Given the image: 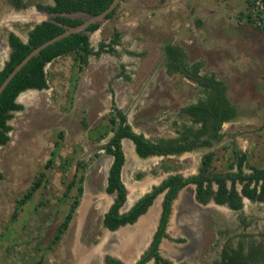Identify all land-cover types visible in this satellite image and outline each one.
I'll use <instances>...</instances> for the list:
<instances>
[{"label": "rangeland", "instance_id": "1", "mask_svg": "<svg viewBox=\"0 0 264 264\" xmlns=\"http://www.w3.org/2000/svg\"><path fill=\"white\" fill-rule=\"evenodd\" d=\"M11 1L0 0V70L11 54V33L27 40L37 24L54 18L37 7L53 5L54 0H17L25 5L20 9ZM251 1L252 5L249 0H126L111 20L89 33L95 51L116 32L121 33L114 52L91 56L82 70L74 56L59 58L46 67L49 89L19 96L17 102L24 110L13 113L10 141L0 146V264H78L82 250L95 248L108 234L103 219L116 197L106 193L114 160L105 150L109 138L97 139L108 123L105 117L113 110H122L133 129L154 142L178 138L192 125L181 109L195 103L202 90L180 73L168 71V45L183 48L189 64H202L201 75L223 83L236 115L224 123L221 138L211 147L182 155L144 159L131 141L124 140L128 152L124 149L122 180L128 199L122 212L171 175L200 174L207 153L216 156L215 173L237 171L230 168L234 150L246 154V174L252 168L264 169V31L260 28L264 26V2L260 9L257 0ZM250 14L254 23L247 22ZM70 17L89 18L81 13ZM79 162L88 164L84 195L67 231L56 242L77 195L76 188L68 193L67 187ZM42 173L46 178L40 189L20 205ZM163 200L164 196L156 201L152 237ZM181 201L186 203L180 210V224L172 231L170 222L168 234L172 240L185 242L165 240L161 246L165 259L215 264L226 250L264 248V202L245 199L240 211L213 201L205 205L196 199V186L189 185L174 202L172 217ZM182 249L189 253L181 255ZM109 255L103 254L104 258Z\"/></svg>", "mask_w": 264, "mask_h": 264}, {"label": "trees", "instance_id": "2", "mask_svg": "<svg viewBox=\"0 0 264 264\" xmlns=\"http://www.w3.org/2000/svg\"><path fill=\"white\" fill-rule=\"evenodd\" d=\"M114 0H54L53 5H37L39 9L46 10L54 15L49 21L37 24L29 33L28 42L25 43L20 37L11 33L9 43L11 54L5 67L0 72V86L14 71V69L36 48L53 38L63 34L67 28L77 27L84 23V19L73 18L70 15L81 13L87 16H96L106 11ZM126 0H122L124 2ZM17 8H24L25 5L17 0L11 1ZM252 5V1L249 0ZM120 5L108 15L111 20L119 11ZM69 15V16H68ZM241 18L244 20L243 14ZM247 22L254 23L252 15H248ZM262 24L264 19H261ZM264 31V26L260 27ZM100 24H92L88 27L89 32H97ZM121 33L116 32L111 41L107 44L101 43L98 51L91 47L90 37L86 34H72L59 42L43 50L34 57L22 71L12 80L0 97V146L9 143V133L12 127L9 121L13 113L24 110V106L17 102L19 96L29 90L49 89L48 74L46 67L59 58L69 56L75 57L76 66L82 70L89 62L91 56L99 57L105 52H114V47L119 45ZM167 59L166 67L171 74L180 73L189 80L201 87V97L192 104L181 109L182 115L188 117L192 123L180 137L174 139L154 142L144 134L137 133L128 122V117L120 109L113 110L104 121L107 124L100 129L98 141L109 138L105 146L106 152L114 159L109 171L106 193L117 194L113 205L104 216L103 226L110 231H117L121 227L134 225L141 216L145 215L154 204L156 198L165 194L162 204V214L158 229L153 237L148 250L140 257L136 264H148L155 260L156 264H173L161 255V245L163 240H172L168 234V228L173 213L174 202L180 193L189 185L196 186V199L201 204H208L213 201L220 206H228L234 211L243 209V198L251 201L264 202V169L252 168L253 172L246 174L244 167L247 162L246 154L240 155L234 150L235 160L230 168L237 169V172L222 174L212 171L215 160L214 153H207L202 160V171L198 175L185 177L182 174H174L165 179L160 185L154 186L152 191L143 196L128 213H121V209L127 202V188L122 180L123 169L126 164V154L123 147V140H130L136 149L137 154L144 159L150 157H169L193 152L199 147H211L214 142L221 138V130L224 123L231 121L236 113L234 107L229 104L226 95V87L221 82H217L214 77L201 75L202 64H189L186 51L177 45H168L165 48ZM264 82V76H263ZM194 125L199 129H194ZM208 137L207 139H204ZM88 164L86 162L77 163V172L73 180L67 187V192L71 193L76 188L77 195L74 198L69 213L64 222L59 227L55 240L58 242L67 231L73 215L80 205L84 195V183ZM168 171L167 167H162ZM142 178V175L139 176ZM3 175L0 172V180ZM46 178L45 173L29 190L20 205L27 204L34 194L40 189V184ZM229 182L231 186H229ZM237 185H241V191ZM216 186V187H215ZM18 213L14 214L17 220ZM176 243L185 242L184 239L172 240ZM55 244V242H53ZM229 249V248H228ZM263 258H262V256ZM264 263V248L251 247L246 251L244 248L226 250L223 253L220 263L215 264H262ZM107 264H125L120 260L107 257ZM39 264V263H37ZM190 264V263H181Z\"/></svg>", "mask_w": 264, "mask_h": 264}, {"label": "bare ground", "instance_id": "3", "mask_svg": "<svg viewBox=\"0 0 264 264\" xmlns=\"http://www.w3.org/2000/svg\"><path fill=\"white\" fill-rule=\"evenodd\" d=\"M124 149L127 153L128 147L125 146ZM182 203H183V206H182ZM185 203H186L185 201H183V202L181 201L179 203V206H178V204H176L174 217L171 220L172 221L171 222V224H172L171 230L172 231H176V229L178 228V226L180 224V217H179V215L181 214L180 210L184 207ZM155 205H156V203H155ZM154 206L150 209V211L154 208ZM150 211L147 214H149ZM156 212H157V206H155L153 211L149 214L148 217L145 218V220L141 221L143 219V218H141V220H140L141 223H140V221L138 222V223H140V225H138V228L126 230V231H124V232H122L116 236H112V237L106 236L105 241H104V244H105L104 247L107 245H110L109 250L110 249L115 250L114 247H116V250L120 251L121 256L125 257L128 261L132 260L134 257V254L138 253V251L144 247V245L147 241L146 238L148 237L150 231L152 230V228L154 226V222L156 221ZM130 242L132 243L131 249H129V246H128V243H130ZM117 244H119V245H117ZM121 245H123V248L120 250ZM104 247L102 246L101 249H103ZM164 247H165V245H164ZM189 247L190 246H188V248ZM184 253L188 254L189 250L188 249L187 250L182 249L181 255H184ZM78 254H79V252H78ZM97 254H98V251H96V250H95V252H92V253H86L83 251L81 253V255L78 256V264H100L99 257ZM170 254H171L172 258H174L176 260L178 259V255H176L174 253V250L170 249Z\"/></svg>", "mask_w": 264, "mask_h": 264}, {"label": "water", "instance_id": "4", "mask_svg": "<svg viewBox=\"0 0 264 264\" xmlns=\"http://www.w3.org/2000/svg\"><path fill=\"white\" fill-rule=\"evenodd\" d=\"M122 3V0H114L113 1V3L111 4V6L106 10V11H104L102 14H100V15H96V16H89V18L88 19H86L85 21H84V23L83 24H81L80 26H77V27H71V28H67L66 29V31L63 33V34H61V35H59V36H57V37H55V38H53L52 40H50V41H48V42H46V43H44L43 45H41L40 47H38V48H36L30 55H28L15 69H14V71L9 75V77L4 81V83L0 86V97H1V95L3 94V92L6 90V88L9 86V84L12 82V80L22 71V69L34 58V57H36V56H38L43 50H45L46 48H48L49 46H51V45H53V44H55L56 42H59V41H61L62 39H64V38H66V37H68V36H70V35H72V34H77V33H82V34H86V35H88L89 36V33H92V32H89L88 31V27L89 26H91L92 24H102V23H104L105 21H107L108 20V15L109 14H111L120 4ZM94 33V32H93ZM25 43H27L28 42V39L27 40H23ZM4 67H5V65H4ZM3 67V68H4ZM3 68L0 70V72L3 70ZM163 196H165V194H162ZM162 195H160V196H158L157 197V199L155 200V202L160 198V197H163ZM155 202H154V204H155ZM153 204V205H154ZM153 205L149 208V210H148V212L150 211V209L153 207ZM161 211H162V208H161ZM147 212V213H148ZM146 213V214H147ZM145 214V215H146ZM145 215H143V216H145ZM143 216H141L140 218H142ZM140 218H139V220H140ZM139 220L134 224V225H127V226H124V227H121L119 230H117V231H110V230H108V229H106V231H107V233H117L118 231H120L121 229H123V228H128V227H130V226H135L138 222H139ZM155 234V233H154ZM154 234H153V236H154ZM152 237V236H151ZM152 240H153V237H152V239H151V241L150 242H152ZM165 240H163V242H164ZM151 244V243H150ZM150 246V245H149ZM149 246H148V248H149ZM162 246V245H161ZM98 247H100V243L95 247V248H93V249H97ZM148 248L147 249H145L144 251L146 252L147 250H148ZM89 250H92V249H89ZM145 252H143L142 254H144ZM105 254H110V252H104ZM103 253V254H104ZM142 256V255H141ZM140 256V257H141ZM140 257L138 258V260L140 259ZM138 260H136L134 263H132V264H136L137 263V261ZM100 262H101V264H105L104 263V260L103 259H101V260H99ZM148 264H154V260H152V261H150Z\"/></svg>", "mask_w": 264, "mask_h": 264}, {"label": "crops", "instance_id": "5", "mask_svg": "<svg viewBox=\"0 0 264 264\" xmlns=\"http://www.w3.org/2000/svg\"><path fill=\"white\" fill-rule=\"evenodd\" d=\"M157 203V202H156ZM151 212V211H150ZM150 214V213H149ZM149 214H147V215H145V216H143L142 218V220H141V218H140V220L141 221H143V220H145V218L146 217H148L149 216ZM145 217V218H144ZM173 218V217H172ZM139 220V221H140ZM141 221H140V223H141ZM170 222H172V221H170ZM140 223H138V224H136L135 226H130L131 228H123V229H121L120 231H118L117 233H108V234H106L104 237H103V240H100V247H98L97 249H92V250H89V249H87V250H82V252L84 251V252H86V253H92V252H95V250L96 251H98V257H99V260H101V259H103L104 258V256H103V253H104V251L105 252H110V255H112L113 257H115V258H117V259H119V260H121L123 263H125V264H132V263H134L136 260H138V258L142 255V253L144 252V250L145 249H147L148 248V246H149V244L148 243H150V241H151V234H152V232H153V230H154V226H155V224L157 223V221H155L154 222V226H153V228H152V230L150 231V233H149V235H148V237L146 238L147 239V241H146V243H145V245H144V247L143 248H141L139 251H138V253H136V254H134V257H133V259L132 260H130V261H128L125 257H123V256H121L120 255V251H117L116 250V247H114V249L115 250H109V248H110V245H107V246H105L104 247V241H105V237L106 236H109V237H112V236H116V235H118V234H120V233H122V232H124V231H126V230H130V229H135V228H138V225H140ZM151 237V238H150ZM148 244V245H147ZM117 245H119V244H117ZM116 245V246H117ZM104 247L103 249H101V247ZM128 246H129V249H131V247H132V243L130 242V243H128ZM123 248V245H121L120 246V250ZM81 252V253H82ZM135 253V252H134ZM81 255V254H80ZM103 256V257H102ZM100 262V261H99ZM100 264H101V262H100Z\"/></svg>", "mask_w": 264, "mask_h": 264}, {"label": "flooded vegetation", "instance_id": "6", "mask_svg": "<svg viewBox=\"0 0 264 264\" xmlns=\"http://www.w3.org/2000/svg\"><path fill=\"white\" fill-rule=\"evenodd\" d=\"M128 122H129V121H128ZM129 124H130V123H129ZM130 125H131V124H130ZM124 140H127V139H124ZM124 140H123V141H124ZM129 141H130V140H129ZM175 156H176V155H175ZM113 160H114V159H113ZM237 171H238V170H237ZM237 171H235V172H237ZM230 184H231V183H230ZM230 184H229V186H231ZM215 187H216V186H215ZM237 187H241V189H242V186H241V185H240V186L237 185ZM152 189H153V188H152ZM238 190H239V189H238ZM151 191H152V190H151ZM151 191H150V192H151ZM150 192H149V193H150ZM147 194H148V193H147ZM109 195H110V194H109ZM112 195L116 196L115 199L117 198V194H112ZM145 195H146V194H145ZM145 195H144V196H145ZM142 197H143V196H142ZM142 197H141V198H142ZM141 198H140V199H141ZM140 199H139V200H140ZM156 199H157V198H156ZM245 199H247V198H243V204H244V200H245ZM139 200H138V201H139ZM138 201H137V202H138ZM163 201H164V200H163ZM137 202H136V203H137ZM126 203H127V202H126ZM136 203H135V204H136ZM155 203H156V202H155ZM214 203H215V202H214ZM135 204H134V205H135ZM134 205H133V206H134ZM154 205H155V204H154ZM154 205H153V206H154ZM125 206H126V204L124 205V207H125ZM133 206H132V207H131L126 213H128V212L133 208ZM124 207H123V208H124ZM123 208L121 209V213H122V214H123V212H122ZM161 214H162V212H161ZM171 220H172V219H171ZM159 222H160V221H159ZM158 226H159V225H158ZM105 229H106V228H105ZM157 229H158V227H157ZM156 231H157V230H156ZM154 235H155V234H154ZM151 243H152V242H151ZM107 257H108V256H106L105 258H103L105 264H107V263H106V259H107ZM109 257L114 258V257L111 256V255H109ZM114 259L119 260V259H117V258H114ZM167 260H168V259H167ZM175 260H176V259H175ZM120 261H121V260H120ZM169 261H170V260H169ZM170 262H172V261H170ZM172 263H173V264H181V263H185V262H180V263H174V262H172ZM186 263H188V262H186ZM154 264H156V263H155V260H154Z\"/></svg>", "mask_w": 264, "mask_h": 264}, {"label": "built area", "instance_id": "7", "mask_svg": "<svg viewBox=\"0 0 264 264\" xmlns=\"http://www.w3.org/2000/svg\"><path fill=\"white\" fill-rule=\"evenodd\" d=\"M257 1H258L257 4L261 6V7H260V6L257 5L258 8L262 9V8H263V2H264V1H263V0H257Z\"/></svg>", "mask_w": 264, "mask_h": 264}]
</instances>
